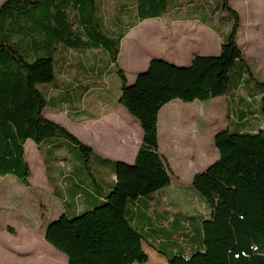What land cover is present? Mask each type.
I'll return each mask as SVG.
<instances>
[{
	"label": "trees",
	"instance_id": "trees-1",
	"mask_svg": "<svg viewBox=\"0 0 264 264\" xmlns=\"http://www.w3.org/2000/svg\"><path fill=\"white\" fill-rule=\"evenodd\" d=\"M103 11L97 0H7L0 6V177L13 176L30 187L25 145L32 141L38 146L49 181L58 179L65 187V213L50 222L45 237L68 264H147L145 244L168 264H264V128H259L264 98L257 111L239 110L233 130L215 134L219 158L194 176L192 188L209 215L173 212L162 200L173 171L160 152L161 110L177 100L222 97L231 88L247 89L241 102L258 100L248 85L254 78L239 44L240 14L231 0H123L117 4L122 16L108 28ZM222 11L232 16L225 19L230 27L213 30L207 21L215 16L224 20ZM170 15L196 18L223 33L224 41L219 55L197 56L188 68L152 60L130 85L118 70V103L137 119L144 135L133 164L101 158L46 116L48 108L65 110L67 105L73 111L91 90L77 79L72 85L56 79L54 53L82 57L97 51L118 66L122 42L132 29ZM66 65L64 77L72 66ZM258 85L264 90V83ZM75 91L78 99L71 101ZM257 116L255 126L250 119ZM94 156L109 164L111 174L96 176L90 186L79 173L103 171L102 165L86 163ZM178 239L189 249H182ZM163 243L179 250L170 256L158 246ZM160 257L154 255L155 264Z\"/></svg>",
	"mask_w": 264,
	"mask_h": 264
},
{
	"label": "rangeland",
	"instance_id": "rangeland-1",
	"mask_svg": "<svg viewBox=\"0 0 264 264\" xmlns=\"http://www.w3.org/2000/svg\"><path fill=\"white\" fill-rule=\"evenodd\" d=\"M6 1L0 0V6ZM97 1L101 2L104 6V11L100 16L103 17V21H107V27L110 28L116 16H122L121 13L117 12V4L120 6L123 0H117V4L116 0ZM231 6L242 18L243 27L241 33L239 32L238 35L239 44L242 49L246 43L244 36L249 30L247 28L250 25L258 27L264 23V0H231ZM221 15L224 20H220L218 16H215L214 20L207 21L214 28L213 30L223 29L226 31L225 29L230 27V24L225 19H233L232 16L229 12L224 11H222ZM155 21L148 20L144 22L140 27L134 29L127 38L128 41L126 39L122 43V53L117 62L118 66L112 65L110 60L106 58L102 59L100 53L97 51L88 54L84 59L76 54H72V58L66 55L64 57V55L57 52L54 53L56 79H65V83L69 84L73 83V81L75 82L77 79L79 83L86 82V84H89L91 87L90 91H92L87 98L89 102L107 99L118 101L122 88V81L117 73L119 69L125 72L128 84L130 85L134 83V76L137 70L148 64L151 55L163 54L161 56H164V60L179 66L187 64L185 60L190 58L191 51L212 55L218 53L221 49V39L202 26L200 22L171 25L170 22H167V19ZM230 23L232 25L233 21L230 20ZM254 47V45H250L246 49L244 57L251 68L254 78L248 85L258 95L256 102H241L242 97L247 98V89L239 88L236 92L231 88L228 95L209 101L202 102L197 100L193 103H185L177 100L162 109L160 115L161 148L162 152L167 155L166 157L171 165L174 178L173 186L169 189L167 188L168 190L163 195L165 207L175 210L177 213L187 215H196L197 211L201 213L205 209L201 205V198H199L200 200L196 199V192L190 186L194 170L201 167L204 161H211L213 163L219 157L214 145L215 134L228 128L233 130L234 124L239 121V110H244L246 113L254 110L257 111L256 107L260 105L261 99L264 98V90L258 85V83H264V44L261 47H255L256 49ZM248 50L250 54H248ZM66 63H70L72 66L67 69L64 77L63 72H65ZM77 69L78 74L75 77L73 73ZM92 70L94 73H92ZM97 73H99V76ZM104 74L108 76L104 77ZM40 88L42 87L40 86ZM78 94V91L73 92L70 98L71 101L77 100ZM80 105H83L85 108L83 102ZM99 112L101 113V107ZM46 116L63 127H65V122H68L69 119L65 110L52 112L48 108ZM257 117L250 119V122L255 126L258 125L260 119L259 116ZM170 118L171 120H169ZM262 125H259V128H263ZM111 126L113 127L112 124ZM106 128L108 127L105 124H101L97 127V133L92 134L89 133L86 127H83L81 134H85L90 138L89 145L95 149L96 153L103 158L110 159L118 156L123 150V146H120L113 137L104 134ZM197 144H200L202 147L201 154L190 155L194 150L184 148L187 145L195 148V146H198ZM27 152L28 164H30L32 172L30 181H32L34 188L30 192H21L23 200L15 217L10 210L2 211L0 209V231L15 234L14 238L12 237V239L16 238L13 241L14 243L28 241V243H32L33 245V240H35L36 245L38 242L44 243L42 234L44 232L45 216L57 215V213H60L62 207L60 209V204L53 198V187L48 184L44 175L43 161L37 153L36 147L29 144ZM65 154H67V150H65ZM130 159L128 156L124 160L128 161ZM86 163L90 165L98 164L103 167L101 173H95L92 169L90 171L85 170L83 174L79 173V176L90 186L94 185V178L96 176L108 178L111 174L109 164L102 163L101 158L98 156L92 157L91 161H86ZM193 165H195V168ZM184 167L186 170H190V173H182ZM185 175L186 177H184ZM180 183L184 185L180 187ZM38 202L44 204L42 210L39 208ZM43 210H46V213L42 215L41 211ZM18 214L22 218H16ZM37 238L39 241H36ZM3 240L6 241L7 239L4 236H0V243ZM178 240L182 245V249H189V246L185 242L182 243V239ZM158 246L170 256L171 252L179 250V247L171 243H163ZM41 248L33 250L26 257H20L18 254L11 253V250L0 248V264H68L67 257L58 252L49 243L45 242V247ZM10 249L14 248L10 247ZM16 250L19 253L25 252L19 249ZM144 250L149 255V262L147 264H155L157 260H155L154 255L156 257H160V255L149 248L147 244L144 245ZM162 258L160 264H168L165 257Z\"/></svg>",
	"mask_w": 264,
	"mask_h": 264
},
{
	"label": "crops",
	"instance_id": "crops-1",
	"mask_svg": "<svg viewBox=\"0 0 264 264\" xmlns=\"http://www.w3.org/2000/svg\"><path fill=\"white\" fill-rule=\"evenodd\" d=\"M163 19H167V22H170L171 25L172 24L173 25L179 24V23L200 22L196 18H195V20H193L192 17H185V19H184L183 15H180V16H176V15L171 16L170 15V16L163 17L162 19H151V20H156L155 22H157V21H161ZM146 21H148V20H146ZM146 21H144V22H146ZM241 22H242V18H241ZM143 23H141V24H143ZM200 23L202 26H204L205 28L210 30L212 33L216 34L221 39L222 42L224 41L223 33L222 34L216 33L211 28H209L206 24H204L202 22H200ZM140 25L137 27H140ZM242 27H243V25L241 26V29H242ZM134 29H132L130 31V33L125 37V39L123 40L122 43H124L126 41V39L134 31ZM247 29H249V30L247 31V34H245V36H244L246 43L244 45V48H242L244 55H246L245 51H246V49L249 48L250 45H254L255 47H261V45L264 44V23L258 27L250 25V27ZM240 33H241V30H240ZM127 41H128V39H127ZM221 46H222V44H221ZM255 47H254V49H256ZM220 52H221V49L218 53H214L212 55L211 54L206 55V54H200L198 52L191 51L190 58L185 60V62L187 64L179 65L178 67L191 66L194 58L197 56H217L220 54ZM248 52H249V50H248ZM121 53H122V46H121L120 56H121ZM72 54H74V53H72ZM88 54H90V52L87 53L86 55L82 56L81 58L84 59L85 56H87ZM248 54H250V52ZM161 55H163V54H154L153 56L151 55L149 58L148 64L145 67L140 68L141 70L140 69L137 70V72L134 76V82L136 81L138 75L141 72H144L148 69L150 62L153 59L156 58V59H163L164 60L165 59V58H163L164 56H161ZM102 57L104 58V57H106V55L104 53H101V58ZM73 75H76V73H73ZM105 76H108V75L106 74V75H104V77ZM84 83H86V82H84ZM65 84H67V85L71 84L72 85V84H74V81H73V83L71 82L70 84L69 83H65ZM91 92L92 91H89L88 94L86 95V98L83 100V104H85V108L83 107V105L82 106L80 105L82 102L80 104H77L75 107H73L72 108L73 111H70L68 109L69 107L67 105H65V113H67V116L69 118L68 122H65V127L68 128L70 130V132L72 134H74L81 142L89 145L90 144V138L87 137L85 134H81V132H82L81 129L83 127H86V129L89 131V133L96 134L97 133V127L101 124H105L108 128H106L104 134L106 136L113 137L114 140L116 142H118V144L120 146H123V150L121 151V153H119L118 156L110 158V159L109 158H103L98 153H96L95 149L91 145H89V146L93 148L96 155L100 156L103 159H106L109 161H122L126 157L129 156L131 159L128 161L124 160V162L126 161V163L133 164L135 162V159L137 157V154H138L140 148L143 145V139H144L143 131H142V128H141L139 122L137 121V119L132 117L122 106H120V104L116 100L107 99V100H99V101L89 102L87 100V98L89 97V94ZM100 107H101V113L99 112ZM57 111H63V110H57ZM52 112H55V111H52ZM161 112H162V110H161ZM161 112H160L159 118H158L159 146H160L161 154L166 157L167 155L162 152V148H161V134H160V120H161L160 115H161ZM163 117H165V116H163ZM169 120H171V118ZM111 124L113 125V127L111 126ZM261 124H264V123L262 122ZM262 127H263V125H262ZM29 144H32L33 146L36 147L37 153L39 154L40 158L43 161L44 175L47 179L48 184H50L53 187V194H54L53 198L60 204L59 207H60V209L62 207V209H61L60 213H57V215H55V216L54 215H51L49 217L45 216L44 232L42 234L44 243L38 242L35 245V240H33V245H32V243H28V241H26L27 243L25 241L23 243H21V241L18 243H14L13 241H15L16 238L12 239V237L14 238L15 234H11V232L5 233V232L0 231V236L1 237L4 236L5 239H7L6 241H4V240L1 241L0 248H3L5 250H9V251L11 250L12 251L11 253L18 254V256H20V257L21 256H23V257L29 256V254L33 250H36V249L38 250V248L45 247V242H46L45 233H46L47 226L50 224V222L58 219L60 216H62L65 213V201L67 199V195L65 196V193H66L65 187L63 186L62 182L59 181L58 179L55 183H51L49 181L48 176H47V169H46V165H45L43 156H42L38 146L32 141H28L25 145L27 161H28L27 146ZM184 148L188 149V150H194L192 153L190 151V153H191L190 155H196L197 153L198 154L202 153V147L200 146V144L198 146H195V148L192 146H189V145L185 146ZM216 152L218 154L217 149H216ZM218 158H217V160H218ZM166 159H167V157H166ZM213 163L211 161H204L201 167H199L197 170H194L192 178H191V185L190 186H192V184H193L194 176L198 173L205 172L207 170V168L210 165H212ZM29 166H30V164H29ZM193 167L195 168V165H193ZM182 173H185V174L190 173V170L188 171L184 167ZM184 177H186V175ZM30 180H31V178H30ZM173 180H174V178H173ZM173 180H172V184L170 187L173 186ZM59 183H60V185H59ZM32 184H33L32 181H30V187H25L24 185H22L20 183V181L18 179H16L13 176L0 177V209H2V211L3 210L4 211L10 210L15 217L16 216L15 214H17V210L20 208V206L22 204V200H23V197L21 196V192H30L31 190H33L34 187L32 186ZM179 185H180V187H182L184 184L180 183ZM56 189H58L61 192V195L63 198L57 196L59 193L56 194L57 193ZM168 189H166V190H168ZM163 195H164V193H163ZM163 195H162V200L164 197ZM196 199H198V198L196 197ZM38 203H39V208L42 210L44 207V204L42 202H38ZM163 204L165 206L164 200H163ZM168 209L170 211H173V212L175 211V210H172L170 208H168ZM43 213H46V210L41 211L42 215H43ZM197 214L198 215L202 214L204 217H207L209 215V211L207 208H205L201 213H199L197 211ZM16 218L20 219L22 217H21V215L18 214V217H16ZM36 241H39V239L37 238ZM10 247H12L14 249H10ZM16 249L23 250L25 252L19 253V251H17ZM160 258H162V257H160Z\"/></svg>",
	"mask_w": 264,
	"mask_h": 264
},
{
	"label": "water",
	"instance_id": "water-1",
	"mask_svg": "<svg viewBox=\"0 0 264 264\" xmlns=\"http://www.w3.org/2000/svg\"><path fill=\"white\" fill-rule=\"evenodd\" d=\"M155 59H156V58H155ZM155 59H153V60H155ZM162 60H163V59H162ZM188 67H189V66H186V68H188ZM141 73H143V72H141ZM141 73H140V74H141ZM140 74H139V75H140ZM139 75H138V76H139Z\"/></svg>",
	"mask_w": 264,
	"mask_h": 264
}]
</instances>
